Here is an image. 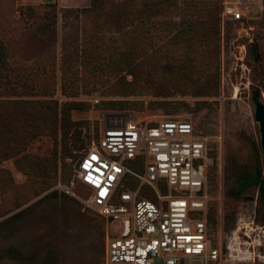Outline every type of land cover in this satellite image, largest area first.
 Instances as JSON below:
<instances>
[{
	"label": "rangeland",
	"instance_id": "obj_1",
	"mask_svg": "<svg viewBox=\"0 0 264 264\" xmlns=\"http://www.w3.org/2000/svg\"><path fill=\"white\" fill-rule=\"evenodd\" d=\"M96 1L102 9L92 21V0H0V111L11 116L16 109L31 110V142L0 163V264H106L108 223L86 206L89 189L78 181L76 168L99 139L109 111L140 112L135 118L146 110L191 117L217 139L207 184L213 240L228 236L237 213L253 206L264 225L259 187L239 198L230 195L238 175L261 167L264 173L253 101L259 92L264 104V0H237L249 17L246 28L229 21L240 38L237 45L247 47L248 73L235 57L239 48L224 50L222 27L220 64L212 52L191 62L185 42L176 37L188 6L197 7L200 19L221 18L223 0H175L179 9L170 16L178 24L169 26L159 13L143 22H132L127 14L136 6L147 11L158 0ZM83 30L88 37L100 35L88 44L95 56L84 51ZM64 52L72 54L70 69ZM218 64L219 93L191 94L193 86L215 76ZM95 96L104 102L95 104ZM127 181L130 186L136 179ZM72 182L76 196L60 188ZM226 212L234 213V220L225 219ZM222 262L264 264V249L251 262Z\"/></svg>",
	"mask_w": 264,
	"mask_h": 264
},
{
	"label": "built area",
	"instance_id": "obj_2",
	"mask_svg": "<svg viewBox=\"0 0 264 264\" xmlns=\"http://www.w3.org/2000/svg\"><path fill=\"white\" fill-rule=\"evenodd\" d=\"M222 2L223 48H239L235 57L248 73L247 47L237 45L240 38L235 34L226 48L225 26L232 21L246 28L249 17L240 1ZM102 100L93 98L95 104ZM139 113H104L99 139L76 168L78 181L89 189L86 206L108 223L106 264L254 261L264 249V225L254 206L237 213L236 226L228 236L221 234L215 242L211 235L207 184L215 163L212 144L217 139L191 117L146 110L135 118ZM128 176L136 179L130 186ZM73 186L74 182L60 184L69 196H76Z\"/></svg>",
	"mask_w": 264,
	"mask_h": 264
},
{
	"label": "trees",
	"instance_id": "obj_3",
	"mask_svg": "<svg viewBox=\"0 0 264 264\" xmlns=\"http://www.w3.org/2000/svg\"><path fill=\"white\" fill-rule=\"evenodd\" d=\"M167 2L168 0H158L154 3L148 4L147 11L145 10L146 6L142 8L136 6L133 7V10L127 11V14L132 22H135L136 20H138L139 22H143L145 18L151 20L152 17H155L159 13L160 15H162V18L165 20V23H167L168 26L173 22L175 24H178L177 21H174L173 16H170V13H175L179 9V5L177 1L175 2V0L169 1L168 3ZM91 5L92 6L89 8V10L91 9L90 17H93L92 21H94V19L96 20V16L98 15V13H100L102 8L96 0H92ZM196 9L197 7L194 6V4L188 6L187 13L183 16L184 21L180 22V24H183L184 26L176 34V37H179L183 42H185V45L187 46V52L193 55L192 56L188 54V58L191 62H197L201 59L203 60L206 54L212 52L216 54V60L220 64V54L222 50L220 43L222 27L221 18H215L213 15H210L208 16V18H203L204 16H202V19H200L199 17H196ZM144 13H146V16L144 15ZM117 14L121 15V10H119ZM119 15L114 17L113 22L115 24H118L117 19ZM140 26L138 27L137 25L135 28L139 29L141 28ZM232 29L233 26L228 22L225 26L226 48L229 46L231 39L235 36V33L232 31ZM87 32L88 31L85 30L82 34H85L83 37V43H85L86 49H84V51L89 55L95 56V48L88 46V44H90L89 42H94V40L97 41L100 35H89L90 37H88V35L86 34ZM89 32H93V30H90ZM209 39H212L211 43ZM78 51L79 48L77 45L74 49V52H76V54L78 55ZM63 54L65 58L64 63L68 64V69H70V62L73 59L72 57H69V55L72 54H67V52H64ZM219 64L216 68L215 76L208 78L206 82H202L199 83V85L193 86L196 91H193L191 94L195 96H211L217 95L219 93ZM190 76H188V78H190ZM187 94L188 93L183 92L181 93V96ZM3 112L0 111V163H3L6 159L14 158L22 154L31 142V110L28 109V107L23 108V113H20L18 109H16L14 113H11V116H7V114L4 115ZM14 134H16V136ZM230 187V195L234 198H239L246 191L259 187V199L260 202L264 204V173L262 167L255 173L244 172L241 175H238L237 177H235L232 186ZM212 216L213 213L210 212L211 225L212 222H214ZM226 218L234 220L235 214H229L226 212L225 219Z\"/></svg>",
	"mask_w": 264,
	"mask_h": 264
},
{
	"label": "water",
	"instance_id": "obj_4",
	"mask_svg": "<svg viewBox=\"0 0 264 264\" xmlns=\"http://www.w3.org/2000/svg\"><path fill=\"white\" fill-rule=\"evenodd\" d=\"M255 45L252 46L251 57L254 58L257 51ZM255 104V119L259 124V130L261 134V147L263 153V164H264V104L260 100V93L256 92L253 98Z\"/></svg>",
	"mask_w": 264,
	"mask_h": 264
},
{
	"label": "bare ground",
	"instance_id": "obj_5",
	"mask_svg": "<svg viewBox=\"0 0 264 264\" xmlns=\"http://www.w3.org/2000/svg\"><path fill=\"white\" fill-rule=\"evenodd\" d=\"M245 258H246V259H248V258H249V256H245Z\"/></svg>",
	"mask_w": 264,
	"mask_h": 264
}]
</instances>
